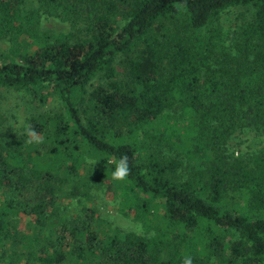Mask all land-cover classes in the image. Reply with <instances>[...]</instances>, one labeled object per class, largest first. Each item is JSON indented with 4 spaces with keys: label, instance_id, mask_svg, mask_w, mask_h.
<instances>
[{
    "label": "trees",
    "instance_id": "obj_1",
    "mask_svg": "<svg viewBox=\"0 0 264 264\" xmlns=\"http://www.w3.org/2000/svg\"><path fill=\"white\" fill-rule=\"evenodd\" d=\"M28 1L0 0V89L39 105L53 91L65 111L31 118L41 142L0 143V234L30 216L20 242L33 264H264V146L229 145L264 130V0ZM236 6L252 15L226 34L219 18ZM43 12L74 31L41 29ZM124 155L130 174L115 181L107 160ZM93 187H119L123 214L156 233L113 227Z\"/></svg>",
    "mask_w": 264,
    "mask_h": 264
},
{
    "label": "rangeland",
    "instance_id": "obj_2",
    "mask_svg": "<svg viewBox=\"0 0 264 264\" xmlns=\"http://www.w3.org/2000/svg\"><path fill=\"white\" fill-rule=\"evenodd\" d=\"M38 5L36 0H29L26 4V9H34ZM251 15V8L246 6L231 7L222 12L218 25H220L224 33L233 34ZM118 19L120 26H122L125 21L122 13L118 15ZM40 26L41 29L49 30L55 35L74 31L69 21L44 12L40 19ZM80 27L83 30V22L80 23ZM84 33L85 30H83L82 34ZM0 48L7 52L9 42L1 41ZM116 67L118 77L122 78L124 75V66L121 64L120 58L116 59ZM105 81L102 75L96 76L90 83V90ZM64 111L65 109L61 99L53 91H50L49 100L45 104L39 105L32 100L27 91L3 87L0 89V143L4 140H9L13 133H25V129L29 125L32 117L45 113L54 114ZM229 145L230 151L235 155H246L247 153L255 152L264 146V130L250 128L240 130L231 138ZM92 160L94 159L90 161ZM121 193L122 190L119 187L110 191H107L105 187L101 189L93 187L90 204L96 208L99 216L109 222L113 227L125 231H135L146 236H153L156 233L155 229L149 232L147 231V225L142 221L135 220L133 217L123 214L121 211ZM2 203H4V199L0 197V206L3 205ZM72 207L75 210L81 208L76 199L72 202ZM155 207H157V215H159L162 212L160 205ZM157 215H151L154 224H158ZM8 219L11 225L10 237L4 238L0 234V264H33L25 258L24 252L27 250V247H25L23 242H20L23 236L31 234L32 230H34L31 217L20 212L14 215L11 214Z\"/></svg>",
    "mask_w": 264,
    "mask_h": 264
},
{
    "label": "clouds",
    "instance_id": "obj_3",
    "mask_svg": "<svg viewBox=\"0 0 264 264\" xmlns=\"http://www.w3.org/2000/svg\"><path fill=\"white\" fill-rule=\"evenodd\" d=\"M25 135L30 138L29 142H41V137L39 134L28 125L25 129ZM129 158L127 155L120 157L118 160L116 159H109L107 163L109 165H114V170L111 172V178L115 181H124L130 174V167H129ZM98 161L92 160L90 163L95 165ZM181 264H193V258L191 255H186L182 258Z\"/></svg>",
    "mask_w": 264,
    "mask_h": 264
}]
</instances>
